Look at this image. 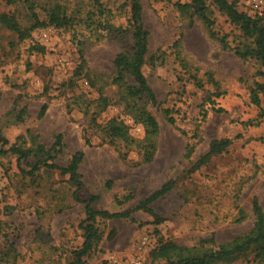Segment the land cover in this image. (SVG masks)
<instances>
[{
  "label": "rangeland",
  "instance_id": "374dc122",
  "mask_svg": "<svg viewBox=\"0 0 264 264\" xmlns=\"http://www.w3.org/2000/svg\"><path fill=\"white\" fill-rule=\"evenodd\" d=\"M12 1L0 0V13L14 15L22 27L30 25L28 3L40 20L46 19L48 7L58 4L74 21L66 28H37L23 41L0 25V132L6 147H28L35 137L48 148L61 134L63 150L54 162L65 166L72 154L83 153L78 196H96L92 206L98 210H131L164 183L173 182L171 190L150 205L164 219L160 223L141 210L132 211L130 219H98L102 237L84 264H149V252L159 240L202 249L251 230L254 197L264 213V95L259 94L256 106L251 92L264 78L258 62L234 54L237 45L248 41L211 0L205 4L215 37L200 18L190 22L177 11L176 3L190 0H140L148 31L142 72L157 104L145 99L138 104L159 126L156 151L147 163L139 160L136 146L143 139V127L133 121L119 103L120 91L110 85L113 59L131 51V34L102 29L104 23L126 27L130 0ZM233 1L239 12L264 13L249 0ZM222 37L228 50L219 42ZM34 43L45 47V53H30ZM82 60L95 75L96 88L84 76L74 77ZM99 89L110 93L113 103L97 115V122H124L135 144H111L100 129L90 126L84 107L98 110ZM207 97L224 112H214L204 102ZM43 105L47 108L40 114ZM222 138L232 144L195 166L210 141ZM37 157L20 167L29 170ZM73 191L68 176L57 170L41 168L28 175L17 166L15 155H0V264H67L83 242L80 225L85 219V204L73 198ZM220 264H264V256L248 251Z\"/></svg>",
  "mask_w": 264,
  "mask_h": 264
},
{
  "label": "trees",
  "instance_id": "16d2710c",
  "mask_svg": "<svg viewBox=\"0 0 264 264\" xmlns=\"http://www.w3.org/2000/svg\"><path fill=\"white\" fill-rule=\"evenodd\" d=\"M6 1L8 3L13 2L12 0ZM211 2L220 12L226 15L231 24L239 28L241 37L248 41L237 45L234 48V54L242 60L253 59L258 62L262 68L259 74L264 78V13L251 16L245 12H239L233 0H211ZM175 6L178 12L189 16L190 22H192L194 17L200 18L207 26L210 36H216V33L212 30L213 22L208 18V7L205 4V0H190L189 3H176ZM27 8L30 19L28 27H22L14 15L0 13V25L12 31L21 41L31 37V32L37 28L48 26L66 28L71 26L74 21V17L67 15L58 4L48 7L45 20H40L38 14L34 11L33 3H28ZM112 28L119 34L129 32L132 37L131 51L124 50L119 52L113 59L115 73L110 81V85H114L120 91V93H116L119 103L125 106V110L133 121L140 123L143 127V139L136 146L138 147L139 160L141 163H147L151 161L156 151V137L159 126L152 113L146 107L138 104L142 99H145L153 106L157 104L155 94L142 72V67L147 60L148 31L144 27L142 20L140 0H130L129 18L125 28L115 27L107 23L102 24V29ZM219 42L223 49H229L228 44L225 42V37L219 38ZM28 50L30 53H45V47L36 43L30 45ZM149 59L152 60L153 57ZM85 67V61L82 60L79 67L74 71V77L82 75L88 80L92 88H96L97 79L95 75H92ZM259 94L264 95V81L261 84H257L251 92L252 103L256 106L260 104ZM95 102L100 111L92 112L89 105L84 107L85 115L90 117V126L100 129L111 144H116L120 140L126 146L135 144L136 140L129 135L128 126L124 122H119L114 118L108 120L103 125L97 122V115L113 103L110 93H102V89H99L98 98ZM204 102L210 104L214 112H224V109L221 107H215V101L211 97H207ZM46 108V105H43L40 114H44ZM165 114L168 116L169 111L166 110ZM205 115L206 110L202 112V116L205 117ZM263 115L264 111L261 113V116ZM169 121L172 122L173 119L169 117ZM62 138L61 134H57L54 137L53 143L48 148L43 144L37 143L35 137L31 138V145L28 147H23L16 143H12L6 147L8 141L0 132V155L7 153L15 155L17 166L28 175H33L41 168H45L57 170L61 176H68L69 182L74 186L73 198L85 204V219L80 225L83 230V242L79 248L71 252V260L67 264H84V257L88 256L96 248L102 237L97 225L98 219H130L132 211L141 210L155 218L156 223L164 220L154 213L150 205L171 190L172 181L164 183L146 198L138 201L133 209L123 212H109L107 210L95 209L92 204L97 199L96 196L85 200L80 199L78 191L81 189L83 183L81 182L78 170L83 159V153L77 151L72 154L65 166L56 164L54 161L63 150ZM231 144L232 140L228 138L210 141L207 152L197 160L195 166L206 163L212 155L222 153ZM38 155H41L42 158H38ZM125 156L126 154L123 155V157ZM30 157L37 158L34 163L29 165L30 169L24 171L20 166ZM251 211L254 222L248 233L238 236L231 241L218 243L215 246L202 249L182 246L173 241L159 240L156 246L149 252V264L230 263L248 251L254 252L257 256H264V213L256 197L251 201Z\"/></svg>",
  "mask_w": 264,
  "mask_h": 264
},
{
  "label": "built area",
  "instance_id": "2783aa9c",
  "mask_svg": "<svg viewBox=\"0 0 264 264\" xmlns=\"http://www.w3.org/2000/svg\"><path fill=\"white\" fill-rule=\"evenodd\" d=\"M259 12L264 9V0H249ZM261 14V13H260Z\"/></svg>",
  "mask_w": 264,
  "mask_h": 264
}]
</instances>
